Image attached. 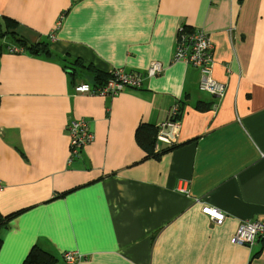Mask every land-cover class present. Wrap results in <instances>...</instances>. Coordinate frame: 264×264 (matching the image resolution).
<instances>
[{
    "label": "crops",
    "instance_id": "crops-1",
    "mask_svg": "<svg viewBox=\"0 0 264 264\" xmlns=\"http://www.w3.org/2000/svg\"><path fill=\"white\" fill-rule=\"evenodd\" d=\"M4 18L58 62L0 56V218L18 215L0 231V264H27L31 251L53 264L65 251L77 264H264V239L230 245L242 222L264 220V0H0ZM178 28L212 41L222 97L200 89L198 68L173 62ZM153 61L166 70L145 79ZM88 68L138 73L143 86L76 94L95 87ZM175 104L176 148L144 159L138 129ZM77 121L94 140L72 156Z\"/></svg>",
    "mask_w": 264,
    "mask_h": 264
},
{
    "label": "built area",
    "instance_id": "built-area-1",
    "mask_svg": "<svg viewBox=\"0 0 264 264\" xmlns=\"http://www.w3.org/2000/svg\"><path fill=\"white\" fill-rule=\"evenodd\" d=\"M182 35L183 29L178 28L176 33V45L178 47L175 50L173 62L198 68L201 72L200 89L216 98L222 97L226 86L218 82L213 76L214 45L212 41L203 30H195L185 37H182ZM178 38L179 42H177ZM164 70H166L164 63L153 61L147 68L145 79L158 77L163 74ZM113 76V79H109L105 85L103 84L97 89L91 88L88 85L78 86L75 89L76 94L115 97L125 89L140 90L143 86L144 76L141 74L119 69L114 72ZM182 114L181 106L175 104L171 108L168 118L157 126L155 150H160L162 146L170 148L176 145L181 128L180 121ZM68 131L72 156L77 155L94 140V135L85 121L73 122ZM187 186L188 181H184L180 192L187 193ZM1 188L2 185L0 183V191ZM201 212L219 225L225 219V215L217 208L203 206ZM258 239H264V220L244 221L238 226L230 245L233 248L239 245L251 246ZM79 259L80 254L76 251H65L63 253L64 264H77Z\"/></svg>",
    "mask_w": 264,
    "mask_h": 264
},
{
    "label": "trees",
    "instance_id": "trees-1",
    "mask_svg": "<svg viewBox=\"0 0 264 264\" xmlns=\"http://www.w3.org/2000/svg\"><path fill=\"white\" fill-rule=\"evenodd\" d=\"M63 16L61 17V19ZM17 29L16 23L12 20H9L7 18L0 19V56L3 54H11V55H19L21 53H28L30 55L47 59L50 61H57L58 54L54 53L50 48H49V43L45 42H39L37 44H31L29 43L26 39L20 37L14 31ZM74 65L79 64V59L76 60ZM148 68V67H147ZM92 69V68H88ZM74 70L71 69L70 73L72 74L74 78ZM94 73V78L96 80V84H94V89H97L98 87L102 86L103 84L105 85L109 79L114 78V72H109L108 74L102 71H99L97 69H92ZM181 106V111H183L182 105ZM156 136H157V127H149L146 128V130L138 129L137 131V138L139 142L142 144L144 150L147 153V157L144 159H155V160H161V158L172 152L176 146L166 148L162 147L160 151H155L154 145L156 141ZM18 215L17 214H12L7 216L6 218L2 219L0 218V231L3 228H6L9 223L14 220ZM30 258L27 261V264H36V261H43L45 264H53L55 259L54 257L46 254V253H41V252H35L31 251L29 254ZM37 259V260H36ZM41 259V260H40Z\"/></svg>",
    "mask_w": 264,
    "mask_h": 264
}]
</instances>
